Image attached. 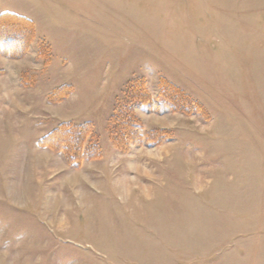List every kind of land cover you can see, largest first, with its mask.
I'll list each match as a JSON object with an SVG mask.
<instances>
[{
  "label": "rangeland",
  "instance_id": "rangeland-1",
  "mask_svg": "<svg viewBox=\"0 0 264 264\" xmlns=\"http://www.w3.org/2000/svg\"><path fill=\"white\" fill-rule=\"evenodd\" d=\"M2 13L34 32L0 38V264H264V0ZM139 78L127 142L109 121ZM66 122L91 124L97 157L49 145Z\"/></svg>",
  "mask_w": 264,
  "mask_h": 264
},
{
  "label": "trees",
  "instance_id": "trees-1",
  "mask_svg": "<svg viewBox=\"0 0 264 264\" xmlns=\"http://www.w3.org/2000/svg\"><path fill=\"white\" fill-rule=\"evenodd\" d=\"M26 27H28L30 29L31 34H33L34 25L32 21L22 16L12 14V13L0 14V36H1L0 38H2V35H5V34L7 35L8 33L22 34L24 32L25 33L24 38L27 39L28 29L26 30ZM4 40L5 38L2 39V42ZM2 46L4 47L5 45L2 44ZM159 83H160L159 85L161 88L160 92L165 90V88L171 89L172 91H179L178 87H176L174 84L170 83L164 78H161L159 80ZM142 89L144 93L142 92ZM66 91L67 92L65 95L69 94L70 89L68 88V90ZM159 94L161 96H166L167 99H169L170 102L173 103V99H170V97L168 96V93H166V95L161 94V93ZM148 101H151V95L147 89L146 80L140 79V78L135 79L133 82H131L128 85L124 96L122 97V99L119 100V102L114 108L113 115L110 117L109 122H110L111 134L115 136H120L122 139L124 137V140L127 142H130L129 140L130 138H132V135L133 136L139 135L140 123H139L138 118H136L134 113H132V106L134 105L133 103L142 104ZM128 108H129L128 110L129 115H126L125 114L126 109ZM120 125L125 126V129L122 130L120 128L121 127ZM60 134L62 135L69 134L68 137L71 140L74 138L73 134H77V137L75 140H72L70 142V139L68 137L60 136ZM48 135L52 136V138L55 137L56 139V141H53V143L49 144L52 148L63 151L69 157H74V155H72V150L73 149L76 150L75 152L78 153L79 158L78 159L74 158V159L77 161H81L85 157L94 158L99 155V152H100L99 146L97 142L95 141V139L93 138L92 127H91V124L88 122L84 124H77V125L72 122L62 123L61 125H59V127H57L55 130H53Z\"/></svg>",
  "mask_w": 264,
  "mask_h": 264
}]
</instances>
